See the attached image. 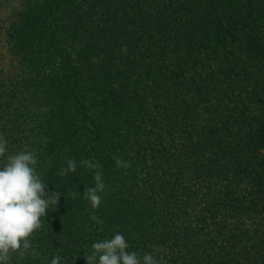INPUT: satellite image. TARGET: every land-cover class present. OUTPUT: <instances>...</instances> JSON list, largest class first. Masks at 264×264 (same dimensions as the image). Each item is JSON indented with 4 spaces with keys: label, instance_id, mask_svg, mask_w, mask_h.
<instances>
[{
    "label": "trees",
    "instance_id": "1",
    "mask_svg": "<svg viewBox=\"0 0 264 264\" xmlns=\"http://www.w3.org/2000/svg\"><path fill=\"white\" fill-rule=\"evenodd\" d=\"M18 1L0 134L62 195L39 257L11 264H87L115 232L167 264H264V0ZM81 160L103 174L98 210Z\"/></svg>",
    "mask_w": 264,
    "mask_h": 264
},
{
    "label": "clouds",
    "instance_id": "2",
    "mask_svg": "<svg viewBox=\"0 0 264 264\" xmlns=\"http://www.w3.org/2000/svg\"><path fill=\"white\" fill-rule=\"evenodd\" d=\"M8 141L0 134V264H11L13 255L23 259L30 254L33 259L39 252L31 243L35 233L43 228V219L48 210L57 207L61 193L48 191V183L37 171V156L32 151L21 150L9 153ZM46 146V142H45ZM119 169L131 167L130 161L113 156ZM80 164L93 170L94 187H85L83 196L90 201L93 210H98L102 203L99 193L105 189L103 174L99 165L91 160H81ZM75 159H68L67 166L58 173L66 177L75 173ZM58 188V187H57ZM73 197L76 193H72ZM92 221L100 223L95 211L91 212ZM130 245L125 236L115 232L113 237L92 244V253L87 255V264H167L166 251L155 248L152 253L143 256L129 251ZM61 257L56 256L51 264H60Z\"/></svg>",
    "mask_w": 264,
    "mask_h": 264
},
{
    "label": "rangeland",
    "instance_id": "3",
    "mask_svg": "<svg viewBox=\"0 0 264 264\" xmlns=\"http://www.w3.org/2000/svg\"><path fill=\"white\" fill-rule=\"evenodd\" d=\"M18 9H20L18 0H0V26L4 27L8 24ZM0 59V63L6 67L9 61V54L2 36L0 38Z\"/></svg>",
    "mask_w": 264,
    "mask_h": 264
}]
</instances>
